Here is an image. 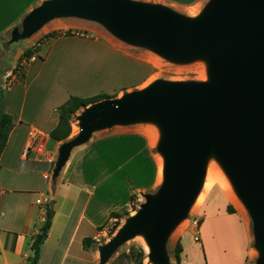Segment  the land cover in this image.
<instances>
[{
	"label": "crops",
	"instance_id": "obj_1",
	"mask_svg": "<svg viewBox=\"0 0 264 264\" xmlns=\"http://www.w3.org/2000/svg\"><path fill=\"white\" fill-rule=\"evenodd\" d=\"M44 1L0 0V35ZM210 1L152 3L196 18ZM175 8H190L193 12L187 15ZM53 26L66 25L59 21ZM78 28L84 31L43 38L22 74L13 72V82L1 89L5 92L1 94L0 120L2 115L9 114L14 124L0 157V264H29L32 243L46 219L47 204L53 207L54 217L38 264H98L96 237L113 218L111 213H121L139 199L137 196L157 184L154 154V180L149 182L147 147L138 149L137 162L131 152L133 144L141 143L147 136L141 131L112 127L95 131L90 139L73 147L66 165L53 176L60 148L70 139L56 141L50 136L59 123V108L63 104L75 96L121 97L147 86L143 85L145 78L135 86L119 82V71L132 58L117 52L107 37L94 35L86 25ZM50 32L45 31L44 36ZM130 64L145 68L147 75L143 62ZM74 118L72 130L78 127ZM34 131L40 133L35 142ZM113 134H131L132 139L117 144L106 142L107 136ZM147 144L151 148L149 138ZM46 174L51 177L47 179ZM38 198H44L46 204L37 203ZM230 231L237 232L241 239L237 251L225 243ZM86 238L90 239L88 246L84 245ZM177 242L182 246L179 263L175 259ZM172 245L175 264H252L259 254L251 217L236 212L207 216L206 211L202 223L190 226Z\"/></svg>",
	"mask_w": 264,
	"mask_h": 264
},
{
	"label": "water",
	"instance_id": "obj_2",
	"mask_svg": "<svg viewBox=\"0 0 264 264\" xmlns=\"http://www.w3.org/2000/svg\"><path fill=\"white\" fill-rule=\"evenodd\" d=\"M71 15L102 20L119 37L170 59L203 56L209 61L207 82L156 80L90 104L77 117L80 133L62 144L53 176L72 148L97 130L141 120L162 129V186L157 194L145 193L137 213L100 246L99 264L138 234L145 235L155 264H170L167 237L188 215L212 154L250 212L258 264H264V0H211L196 18L136 0H45L27 18L23 35L54 17Z\"/></svg>",
	"mask_w": 264,
	"mask_h": 264
},
{
	"label": "rangeland",
	"instance_id": "obj_3",
	"mask_svg": "<svg viewBox=\"0 0 264 264\" xmlns=\"http://www.w3.org/2000/svg\"><path fill=\"white\" fill-rule=\"evenodd\" d=\"M136 1L145 2V3L162 2V0H136ZM38 7H35L31 12L24 15V17L19 21V23H17L10 30L0 35L1 94L5 92V90L1 91V89L4 87V85L6 86L7 84L10 83V80L12 79L14 73H16L17 75L22 74L23 68H21L20 66L17 67L18 63H20L22 54L27 49L33 47H39L38 44L45 37L44 36L45 31L47 30L84 31L78 28V26H82V25H86L87 27H89V29L92 31L91 33H93L94 35L107 37L112 42V45L117 52L129 58H132V61H136V62L141 61L144 64H146L148 68L147 75H146L147 70L145 68L139 67L136 64L133 65L130 64L132 61L131 62L126 61L125 68L123 70L119 68L121 71H119L117 79L119 82L125 83L126 86H135L140 81H142L143 78H145V83L143 84L144 86L149 85L156 80H164L168 82L209 81V61L206 57L200 56L185 61H177L170 59L158 53L155 49H153L148 45L130 42L119 37L102 20L99 19H90V18H84L73 15L58 16L50 19L40 27L31 29L30 33L27 36H24L23 34L25 33V22L27 18H29ZM175 9L187 15L192 14L193 12L190 10V8L187 9L175 8ZM59 18H61V20H58ZM59 21L64 22L66 26L61 28L58 26H53L54 23H57ZM69 21L71 22L66 23ZM30 59H24L22 61V65L25 66ZM15 68H16V72L13 73V70ZM110 70L113 71V67ZM8 71H10L11 73H8ZM84 110L85 108L79 110L78 113L76 114L77 117L78 114H81ZM77 117L75 116L74 122L75 124H78V127L73 128L72 134L69 138H72L80 133L81 130V127H79L80 120H77ZM111 127H112L111 129H118L120 131H134V130L141 131L148 138L150 137V133L153 134L154 129L158 130L160 134L162 133L161 126L157 122L151 120H141L127 124H115ZM104 129H109V127ZM147 137H144L141 143H137L136 145L133 144V147L131 148V152H133L134 162L135 161L137 162L138 159L136 157V153L138 154V149L140 147L142 148V146L144 149H146L147 147L146 153L148 152L147 164L149 169H148V174L146 175L147 177L146 181L149 180V182H152L154 180L155 162H154V158L152 157V153L154 154V157L156 159L157 171H158L157 184L150 191L149 190L144 191L143 194L141 193L139 196H137V198L139 199L138 200L135 199V201L127 209H124L121 212L122 216L118 218V221L113 226H111L110 231L106 235L99 237V241L96 242L97 246H99L98 264L100 263V246L107 243L117 233V231L126 223L127 219L137 213V211L141 208V205L146 201V197L144 196V194L145 193L157 194L164 181V177H160L159 174V156H162V153L159 150V144L153 146V144L151 143V148H149L150 146L147 144L148 141ZM128 138L132 139L131 134H126V135L113 134L107 136L105 141L117 144L124 141H128L129 140ZM230 188H232V191L234 192L236 191L234 184L229 174L227 173L225 167L218 159V157L212 154L206 162L205 177L201 189V192L203 193L201 196L202 198H200L199 202L195 207L189 210L188 215L181 220L183 222L180 225L175 226V228L169 233L167 237L166 256L168 257L170 264H175L172 259L174 252L172 241L178 236H180L190 226L195 225L193 223L195 219H198L200 225V223L204 219L206 211H207V216L210 215L211 213L214 214L215 212L219 215H225L228 214L226 212L227 205L231 204L233 206L234 211H236L237 214H244L251 217L246 204L240 198L237 191L236 193L238 194V198L242 200V203L240 205L238 202L233 201L229 198V194L231 195L232 198H234ZM208 203H209L208 208H206V205ZM252 227L254 229L253 219H252ZM225 238H226L225 239L226 245H228V247L232 248L235 251H237V249L240 248L242 245L241 239L239 237V234H237V232L234 231L227 232V236H225ZM139 247H142L145 250L146 256L144 259V264H155L150 258V248L145 245L140 234L130 237L124 242H122L112 253L106 264H130L129 260L123 257V254L128 253L132 248L138 249ZM259 258H260V253L257 254V256L251 261V263L258 264Z\"/></svg>",
	"mask_w": 264,
	"mask_h": 264
},
{
	"label": "trees",
	"instance_id": "obj_4",
	"mask_svg": "<svg viewBox=\"0 0 264 264\" xmlns=\"http://www.w3.org/2000/svg\"><path fill=\"white\" fill-rule=\"evenodd\" d=\"M72 32H73L72 30H66V31L55 30V31L48 33L44 37V39L57 37L61 34H72ZM37 51H38V47H33V48L25 50V52L22 54V57L20 59V63H18L17 67L20 66L21 68L24 69V66L22 65V61L24 59L32 58L35 52ZM16 68L13 70V72H16ZM111 97H114V96L108 95V94H98V95L91 96V97L75 96L71 98L59 108V111H60L59 112V123L57 127L50 133V136L56 141H64L68 139L72 133L73 118L79 110L89 106L92 103H95L97 101L104 100L107 98H111ZM0 100H1V92H0ZM13 124H14L13 118L9 114L2 115L1 120H0V157L7 144L8 136L12 130ZM134 199H135V195L132 196V200ZM227 212L235 213L236 211H234L233 206L229 204L227 205ZM111 216L113 218H120L122 216V213L112 212ZM53 217H54V209L51 205L47 204L46 205V219H45L44 224L40 228V232L35 236L34 241L32 243L33 255L29 259V264H38L39 259H40L41 248L48 236V232L50 230ZM89 240H90L89 238L88 239L86 238L84 240L85 246H88ZM181 252H182V246L180 242H177L175 246V259L177 263L180 262ZM145 256H146L145 250L142 247H139L138 249L132 248L130 249L128 253L123 254V257L128 259L130 264H144Z\"/></svg>",
	"mask_w": 264,
	"mask_h": 264
},
{
	"label": "bare ground",
	"instance_id": "obj_5",
	"mask_svg": "<svg viewBox=\"0 0 264 264\" xmlns=\"http://www.w3.org/2000/svg\"><path fill=\"white\" fill-rule=\"evenodd\" d=\"M204 75V73H203ZM148 131V130H147ZM153 131V130H152ZM149 136V135H148ZM150 142L153 144V146L155 145H158L160 140H161V134L160 132H158V130L154 129V132L153 134L150 133ZM164 162H165V159H164V156H159V174H160V177H164ZM212 180V179H211ZM207 188V187H206ZM232 194H233V197L235 198H232L231 195L229 194V198L233 201H236L239 203V205L242 203V200H240V198H238V194L236 193V191H232V188H230ZM202 192L200 191L199 194L197 195L195 201L193 202L192 206L190 207V209H192L193 207H195L197 205V203L199 202L200 198H202ZM183 221H180L177 225H180ZM141 237H142V240L143 242L145 243V245L147 247H149L148 245V242H147V239L145 237L144 234H140Z\"/></svg>",
	"mask_w": 264,
	"mask_h": 264
},
{
	"label": "built area",
	"instance_id": "obj_6",
	"mask_svg": "<svg viewBox=\"0 0 264 264\" xmlns=\"http://www.w3.org/2000/svg\"><path fill=\"white\" fill-rule=\"evenodd\" d=\"M11 82H13L12 79L10 80V83H11ZM10 83H9V84H10ZM32 136H33V140H34V142H35V140L38 139V136H40V133L37 132V131H34V133L32 134ZM45 177H46L47 179H49L51 176H50L49 174H46ZM37 203H39V204H46V202L44 201V198H38V199H37ZM117 221H118V218H112V219L110 220V222H108V223H106L105 225H103V227L101 228V230H99V232H98V236L96 237V240L99 241V237H101V236H103V235H106V234L110 231L111 226H113ZM193 223H194L196 226H198V225H199V221H198V219H195V220L193 221ZM196 239H198L197 235H196Z\"/></svg>",
	"mask_w": 264,
	"mask_h": 264
}]
</instances>
